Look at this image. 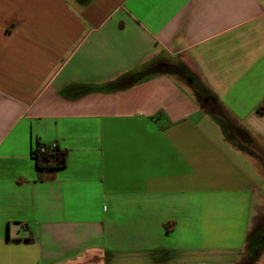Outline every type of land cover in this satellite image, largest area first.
Segmentation results:
<instances>
[{"label": "crops", "instance_id": "1", "mask_svg": "<svg viewBox=\"0 0 264 264\" xmlns=\"http://www.w3.org/2000/svg\"><path fill=\"white\" fill-rule=\"evenodd\" d=\"M261 108L264 0H0V264L247 261Z\"/></svg>", "mask_w": 264, "mask_h": 264}, {"label": "trees", "instance_id": "2", "mask_svg": "<svg viewBox=\"0 0 264 264\" xmlns=\"http://www.w3.org/2000/svg\"><path fill=\"white\" fill-rule=\"evenodd\" d=\"M259 112L260 113H263L264 112V109H259ZM215 120L218 122H220V120L216 119ZM221 124V123H220ZM222 126V124H221ZM40 147V145H38V148ZM35 150L32 152V155L34 157V160H35V166H36V169L38 171H42V170H46V171H56V170H59V169H62L65 167L66 165V159H67V154L66 152L64 151H59L57 148L53 151H48L44 154H41L39 152V150ZM259 218V217H258ZM263 222L260 223L259 222H254L251 230L249 231V236L252 234V233H255L256 230L260 229L258 228L259 225H261ZM28 241H30V239H27Z\"/></svg>", "mask_w": 264, "mask_h": 264}, {"label": "rangeland", "instance_id": "3", "mask_svg": "<svg viewBox=\"0 0 264 264\" xmlns=\"http://www.w3.org/2000/svg\"><path fill=\"white\" fill-rule=\"evenodd\" d=\"M259 221L260 223L264 221V205L259 211L257 222ZM258 228L260 229L256 230L255 233H252L250 236L248 234L247 236L243 249L247 261H243L245 258L241 259V264H257L258 262L261 263V261L264 264V223L259 225Z\"/></svg>", "mask_w": 264, "mask_h": 264}, {"label": "built area", "instance_id": "4", "mask_svg": "<svg viewBox=\"0 0 264 264\" xmlns=\"http://www.w3.org/2000/svg\"><path fill=\"white\" fill-rule=\"evenodd\" d=\"M38 148V147H37ZM37 148L35 150H37ZM57 148L55 143H51V144H46V145H40V147L38 148L39 152L41 154H44L48 151H53Z\"/></svg>", "mask_w": 264, "mask_h": 264}]
</instances>
